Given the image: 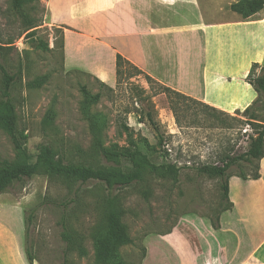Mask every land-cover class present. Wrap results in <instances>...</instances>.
Instances as JSON below:
<instances>
[{
	"label": "rangeland",
	"instance_id": "obj_1",
	"mask_svg": "<svg viewBox=\"0 0 264 264\" xmlns=\"http://www.w3.org/2000/svg\"><path fill=\"white\" fill-rule=\"evenodd\" d=\"M183 1L179 3L183 17L197 16L190 22L197 29L188 34L197 35L198 43L193 44L198 46V54L202 45L207 46L208 51L203 50L208 61L213 52L207 27L225 26L235 13L228 11V5L221 11L228 0H190L188 5ZM234 1L229 0V4ZM45 13L44 0L25 5L21 13L13 10L12 0H0V63L16 77L11 97L17 130L25 137L28 152L37 154L46 145L68 164L93 169L114 165L96 149L82 116L81 89L85 87L92 95L101 94L92 111L106 117L107 147L120 151L135 146L152 164H176L179 170L173 173L144 168L140 181L112 189L100 182L81 183L45 172L13 182L0 195V259L4 264H25L24 251L19 247L21 239L32 257L30 262L25 254L27 264H98L96 240L106 231L109 212L115 209L131 239L119 248L122 263L143 264L148 236L170 233L184 215L213 217L222 209V180L200 173L199 168L222 164L224 157L247 151L250 137L256 136L264 121V99L251 107L247 116L242 111L218 115L221 123L196 108L181 110L176 119L160 85L148 83L129 65L123 68L120 83L113 91L89 76L65 72L62 30L46 24ZM247 20L264 21V10ZM260 31L264 33V26L225 30L234 38L240 33L248 57H255L261 46L264 49ZM259 66L264 67V50ZM259 74L260 68L255 71ZM1 89L0 75V100ZM257 99L258 94L251 105ZM51 109L54 119L46 125ZM148 112L165 138L163 148L146 117ZM123 126L129 128L130 139ZM15 158L11 139L0 129V167L1 161ZM259 163L238 162L228 173H243L250 179L259 171ZM119 166L124 171L134 168L125 158Z\"/></svg>",
	"mask_w": 264,
	"mask_h": 264
},
{
	"label": "crops",
	"instance_id": "obj_2",
	"mask_svg": "<svg viewBox=\"0 0 264 264\" xmlns=\"http://www.w3.org/2000/svg\"><path fill=\"white\" fill-rule=\"evenodd\" d=\"M180 1L44 0L45 20L63 32L67 73L89 76L115 89L119 54L163 86L227 114L244 112L257 98L246 78L252 65L261 63L264 49L261 46L255 57H248L240 33L234 38L225 30L261 28L264 21L245 20L235 13L225 26L209 25L206 33L213 53L207 61L203 50L208 51L207 46L202 45L198 54L193 44L198 37L188 34L197 29L190 23L196 13L192 19L183 17ZM232 4L228 0L221 11ZM259 39L264 43L261 31ZM259 166L256 180L230 177L233 208L221 214L219 229L208 217L184 215L170 233L145 239L143 264H264V158ZM1 229L5 231V226ZM19 247L27 264L21 239Z\"/></svg>",
	"mask_w": 264,
	"mask_h": 264
},
{
	"label": "trees",
	"instance_id": "obj_3",
	"mask_svg": "<svg viewBox=\"0 0 264 264\" xmlns=\"http://www.w3.org/2000/svg\"><path fill=\"white\" fill-rule=\"evenodd\" d=\"M35 0H12V8L15 12L21 13L24 6L33 3ZM230 10L239 14L243 19L247 20L264 10V0H240L230 6ZM63 32H62V50H63ZM125 65H129L143 74L148 83L153 82L149 76L145 75L135 66L131 65L121 55H117L116 69H117V86L120 83V77ZM260 68V74L255 75V71ZM0 75L2 78V89L0 100V129L9 136L13 144L16 158L12 161H1L0 167V195L16 181H21L25 178L45 172L49 176H60L70 180L79 181L81 183L100 182L107 188L126 187L142 179L144 168L152 171H167L177 173L179 168L176 164L156 166L152 164L148 157L141 153V151L134 146L131 140L132 148H125L116 151L107 147L104 143V133L106 129V117L102 114L94 113L93 106L100 100L101 94L92 95L85 87H82L83 100L81 102V112L83 118L88 122L89 131L93 137L94 145L99 153L107 160L114 163L109 167L93 169L91 167L82 165H72L66 163L62 158L57 157L49 146H42L37 154H30L24 145L25 137L18 133L17 130V115L14 104L12 102L11 90L16 77L11 75L6 67L0 63ZM246 82L250 84L255 92L258 94V99L253 105H250L244 110L243 115L247 116L250 113L251 107H254L258 101L264 99V67L259 64H253L251 70L246 78ZM103 87L110 90L111 88L100 83ZM159 84V83H157ZM162 92L167 96L170 109L174 116L178 117L182 110L188 112L192 108L201 109L209 117L216 118V121L223 122L218 119V115H225L226 113L210 107L193 98L185 96L171 88L159 84ZM113 91V90H112ZM146 117L151 126L158 135V145L160 148L164 147L165 138L161 134L157 123L154 121L153 115L147 113ZM54 119V111L51 109L45 120L46 125L52 124ZM252 120H257L255 115H251ZM124 132L131 138L129 128L123 126ZM121 158L128 159L133 163L134 168L131 171H124L120 166ZM264 158V121L256 130V136L250 137L247 146V151L239 156H226L223 158L221 166H202L199 172L209 177H218L222 180V209L213 217H208L211 221L212 227L217 230L220 228V217L225 211L231 210L233 204L229 199V179L232 175L228 172L230 168L238 162L253 164L255 161L260 162ZM259 169V166L258 168ZM243 180L249 179L245 174L237 175ZM260 177L259 171L250 179H258ZM121 214L115 209L109 212V220L106 231L101 234L96 240V262L98 264H123L119 256V248L131 242L128 236L126 227L121 223ZM30 222V221H29ZM64 238L69 242V237L66 231L63 233ZM27 259L31 262V254L26 250Z\"/></svg>",
	"mask_w": 264,
	"mask_h": 264
},
{
	"label": "built area",
	"instance_id": "obj_4",
	"mask_svg": "<svg viewBox=\"0 0 264 264\" xmlns=\"http://www.w3.org/2000/svg\"><path fill=\"white\" fill-rule=\"evenodd\" d=\"M249 141H250V140H249ZM248 143H249V142H248ZM166 147H167V146H166ZM168 151H170V150H168ZM218 165L221 166V164H217L216 166H218Z\"/></svg>",
	"mask_w": 264,
	"mask_h": 264
}]
</instances>
